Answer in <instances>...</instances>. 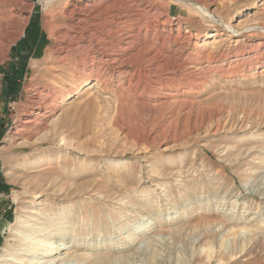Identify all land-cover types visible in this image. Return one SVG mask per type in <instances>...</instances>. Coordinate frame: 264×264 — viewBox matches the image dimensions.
<instances>
[{
  "label": "rangeland",
  "instance_id": "rangeland-1",
  "mask_svg": "<svg viewBox=\"0 0 264 264\" xmlns=\"http://www.w3.org/2000/svg\"><path fill=\"white\" fill-rule=\"evenodd\" d=\"M91 1L0 0V264H264V0H111L114 48L133 38L110 66L60 53ZM41 241L58 254L24 255Z\"/></svg>",
  "mask_w": 264,
  "mask_h": 264
},
{
  "label": "bare ground",
  "instance_id": "bare-ground-1",
  "mask_svg": "<svg viewBox=\"0 0 264 264\" xmlns=\"http://www.w3.org/2000/svg\"><path fill=\"white\" fill-rule=\"evenodd\" d=\"M42 1L45 3V5L46 4L48 5V3H50L53 0H42ZM104 2H106V3L108 2L105 7L102 5V3H104ZM112 3L113 2H111V0H94V1H91V2H87L84 5H82L80 8H78L76 10V18H75V24L74 25L81 32H83L84 29H87V31H86L84 36H81L79 38L78 42H75V40L67 41V45L65 44L66 46H64L63 48L61 47L60 53L61 54H65V56L67 57L69 51L71 52L73 49H75V47L92 48L94 50L93 51L94 53H97V52H100V53H104L105 52L106 53V54L102 55V56H104V58H102V59L105 61L106 65H109V64H115L116 65V63L119 64V62H121L120 58L122 56V53L130 51V44L132 43L133 34L130 33V31H128V32L125 31V33H123V38L119 40V42H120L119 46L123 50L117 51L114 48V44L112 42V37H111V31L114 29V27L117 28L118 26H117V24H114L115 22L113 23L112 19L114 18V16L110 15L109 12H108L109 8L113 5ZM14 5H16V4H14ZM124 6L125 5H123V7ZM150 10H152L153 12H156L154 9H150ZM147 13H150V12L149 11L148 12L145 11L144 7H140V6L135 7L134 4H133V5L126 6L125 9H123L120 12H118L116 15H117L118 19H121L120 23L124 25V24L127 23V21L135 22V23L140 21V20H142V19H145L147 21L148 18H149V17L146 16V15H148ZM113 24H114V26H113ZM101 26H105L106 29L105 30L101 29ZM107 26H109V27H107ZM2 27L3 26L0 25V47H1V42L3 41V40L1 41V39H6V35H5V32H4V30L6 28L3 29L4 27L3 28ZM135 35H137V34H135ZM188 39H186V40H188ZM144 42H145V40H144ZM183 43L184 42L180 43L182 47L184 45ZM148 47L149 46L146 45V48H143V52L147 53V48ZM186 57H187V55H186ZM93 58H96V56H93ZM123 59H125V58L123 57ZM155 59H156V57H155ZM146 60H148V59L146 58ZM83 73H84L85 78L89 79V77L92 76L93 72H92V70L87 69V71L84 70ZM96 76H97V80L101 79V71L100 70H98ZM80 85H82V84H80ZM32 104L34 105L36 113L34 114V116H31V117H29L28 119H26L24 121V125L20 129L21 131H25L27 129L26 127L28 125H30V124L38 123V121H35V120L37 118L43 117L46 114V112H47L46 107L41 106L39 104V97H37V96L33 97L32 98ZM263 195H264V192H263ZM18 221H19V219H17V222ZM57 223H58V226L56 228V231L54 230L55 233L58 234V235H64L65 232H66V231H64V229L66 227L65 226V223H66L65 222V218H60ZM69 223H72V222L70 221ZM45 229H46V226H42L40 231H38V232L36 231L34 233H37L38 235H42V233H43V231ZM237 234H238V231H232L231 232V235L234 236V237H236ZM25 237H27V236H25ZM28 238H30V237H28ZM12 245L13 244H9V243H5L4 244L3 249H2L4 255L3 254L1 255V261H9L10 260L9 258H5V256L7 255V253H11L13 251L12 248H11ZM58 245H59V243L58 242H54V241H50V242L41 241L38 244L32 243V245H29L28 249L25 250L26 252H25L24 255L25 256L32 255V256H35V257L39 256V258H47V257H52V256L54 257V254L57 253V251L60 249ZM81 246H82V244L79 241H75L74 244L72 245V247H74L76 249L81 248ZM222 247H223V243L221 244L220 248H222ZM242 250H244V248H242ZM217 252H216L215 255L218 254ZM60 254H62V252H60ZM157 254H159V251H155L153 253V257L151 256L152 254L150 256L152 257V259H155ZM208 255H209L210 258H213L215 256L212 251H208ZM37 263H39V262H37ZM45 263H47V264H101V262L99 260H96L95 258L84 257L82 254L80 255V254H70V253L67 256L63 257V258L62 257H60V258L56 257V260L55 259H49ZM39 264H42V263H39ZM156 264H162V263H160V262L157 263L156 262Z\"/></svg>",
  "mask_w": 264,
  "mask_h": 264
},
{
  "label": "trees",
  "instance_id": "trees-1",
  "mask_svg": "<svg viewBox=\"0 0 264 264\" xmlns=\"http://www.w3.org/2000/svg\"><path fill=\"white\" fill-rule=\"evenodd\" d=\"M9 85H11L10 92L12 93L13 88H14V87H12V86H14V85H12V84H9Z\"/></svg>",
  "mask_w": 264,
  "mask_h": 264
}]
</instances>
